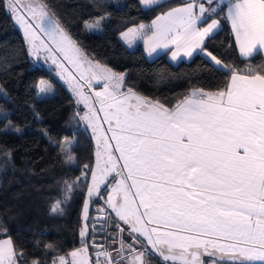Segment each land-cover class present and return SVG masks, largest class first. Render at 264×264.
<instances>
[{
    "label": "snow or ice",
    "instance_id": "6c2138e0",
    "mask_svg": "<svg viewBox=\"0 0 264 264\" xmlns=\"http://www.w3.org/2000/svg\"><path fill=\"white\" fill-rule=\"evenodd\" d=\"M159 2L140 0L145 8ZM0 6L23 29L28 54L40 59L47 53L57 75L69 83L77 104L86 109L77 115L96 144L95 166L86 164L82 172L87 177L90 171L92 177L82 212V246L54 256L51 264H91L89 232L95 240L98 231L112 226V243L120 245L116 257L94 242L96 264H264V65L241 69L207 48L226 20L241 57L264 53V0H190L156 16L150 25L120 33L129 48L143 41L149 56L169 49L175 61L202 53L226 75L224 88H193L172 107L132 88L125 91L124 74L89 58L45 0H0ZM103 19L86 22V27L98 28ZM56 53L69 61L71 70ZM94 82L102 88L96 90ZM36 87L41 95L52 91L43 79ZM70 143L62 141L61 151ZM74 160L67 155V162ZM112 173L115 187L107 208L97 210L89 229V202ZM72 188L66 185L64 199L52 205L53 214L63 212ZM45 248L54 251L51 245ZM0 264L29 262L11 239H3Z\"/></svg>",
    "mask_w": 264,
    "mask_h": 264
},
{
    "label": "trees",
    "instance_id": "16d2710c",
    "mask_svg": "<svg viewBox=\"0 0 264 264\" xmlns=\"http://www.w3.org/2000/svg\"><path fill=\"white\" fill-rule=\"evenodd\" d=\"M186 1L163 0L142 8L138 0H45L89 58L122 72L127 88L167 107L193 88H224L226 75L214 70L200 54L175 64L164 53L148 59L141 43L127 49L118 34ZM97 7L111 12L102 16L99 30H94L86 22L92 23ZM207 48L241 69L248 64L264 65L261 53L250 59L238 55L226 20ZM40 79L51 84L52 93L37 99ZM80 110L50 68L31 64L20 31L0 6V238L11 239L29 264L33 259L49 264L54 256L82 245L81 208L90 171L87 177L82 172L84 165L93 164V142L77 115ZM62 135L73 139L70 152L75 160L70 165L55 144V138ZM66 185L73 186L71 198L63 204L62 213L53 214L52 205L64 199ZM97 207L105 206L99 198H92L89 217ZM88 252L91 264H96L89 248Z\"/></svg>",
    "mask_w": 264,
    "mask_h": 264
},
{
    "label": "rangeland",
    "instance_id": "374dc122",
    "mask_svg": "<svg viewBox=\"0 0 264 264\" xmlns=\"http://www.w3.org/2000/svg\"><path fill=\"white\" fill-rule=\"evenodd\" d=\"M21 11L23 12L24 9H21ZM9 14L11 15V13H9ZM11 18H12V16H11ZM12 21H13L14 25L17 27V29L20 31V33H21V36H22L23 41H24V44H25V48H26V52H27V56H28L29 60L31 61V64H32V65H37V66H39V65H44V66H47L48 68H50V69L52 70L54 76L56 77V79H57L59 82H61V84L66 88V90H67V91L69 92V94L71 95L73 101L77 104V98L75 97L73 91L71 90V87H70L69 83H67L66 80L61 79V77H60L59 75H57V71H58V69H57L56 65H54V64L51 62L50 59H47V55H48V54H47V53H42V57H43V58H40V59H35L34 57L30 56V55L28 54V45H27L26 42H25V36H24V31H23V29H22V28L20 27V25L17 24L13 19H12ZM41 35H42V34H41ZM56 55L60 58L61 62H62L66 67H68L70 70L72 69L73 66L69 63L68 60H65V59L63 58V55H62V54H60V53H56ZM95 61H96V60H95ZM99 63H100V62H99ZM101 64H102V63H101ZM103 65H104V64H103ZM114 72H115V71H114ZM116 73H122V72H116ZM40 80H41V79H40ZM40 80H38V82H39ZM43 80H44V79H43ZM77 80H79V77H78V76H77ZM38 82H37V84H38ZM74 83H75V82H73V84H74ZM80 83H83V81H80ZM102 86H103L102 84H95V82H94V87L96 88V90H100V88H102ZM127 89H128V88L124 85V90L127 91ZM38 91H39V90H38V88H37V94H36L37 99H41V98L47 97V96H49V95L52 93V91H51L50 93H48V94H46V95H41V94H38ZM89 94H91V93L89 92ZM93 99H95V97H93ZM77 105L81 108V110H80V115H83V113L86 111V109L84 108V105H83V104H77ZM98 108H99V105H97V109H98ZM100 119L103 120V114H102V113L100 114ZM81 122H82L83 127H85V129L87 130V132H88V134L90 135V137H91V139H92V142H93V164H92V166H95V159H96V157H95L96 144H95V142H94V140H93V138H92L93 134H92L91 129L88 128L87 124H86L85 122H83V121H81ZM103 127H104L105 129H107L108 125H107V124H104ZM110 135H111V134L109 133V136H110ZM65 139L71 141V143L65 146L66 152H62V151H61L60 144H61V142L64 141ZM72 143H73V139H72V137H67V136L62 135V136H58V137L55 138V144L58 145V147L60 148L61 153L64 154V156H65V158H66V162H67V155H71L70 148H71V146H72ZM114 147H115V144H114V142H113V148H114ZM115 155L118 157V156H119V153H115ZM71 156H72V155H71ZM67 164L70 165V164H73V163H69V162H67ZM121 164H122V162H121ZM113 177H115V173L110 174V176H109L108 181L106 182V184H104V185L101 186L100 194H99L98 196H95V195H94V196L92 197V198H99V200H100L101 203L105 206V208H107L106 201H107V199H108V193H109V191H112L113 188L115 187V179H113ZM116 178H119V177H116ZM91 179H92V177H91V172H90V174H89V179H88V184L91 182ZM130 183H131V181H129V184H130ZM87 192H88V185H87V188H86V191H85V194H84V199H83L82 208H81V225H80V228H79V233H80V229H81V227L83 226V223H84V222L82 221V212H83V208H84V202H85V200H86V198H87ZM89 208H90V202H89L88 211H89ZM109 211H110V209H109ZM125 227H126V226H125ZM79 238H80V240H81L80 235H79ZM81 246H82V245L78 246L77 248H80ZM77 248H75V249H77ZM73 250H74V249H73ZM73 250H71V251H73ZM71 251H70V252H71ZM70 252H68V253H70ZM68 253H67V254H68ZM67 254H64L63 256H67ZM88 256L90 257L89 252H88ZM52 259H53V258H52ZM52 259L50 260L49 264H51ZM68 259L70 260L71 257L69 256Z\"/></svg>",
    "mask_w": 264,
    "mask_h": 264
},
{
    "label": "flooded vegetation",
    "instance_id": "af4514ba",
    "mask_svg": "<svg viewBox=\"0 0 264 264\" xmlns=\"http://www.w3.org/2000/svg\"><path fill=\"white\" fill-rule=\"evenodd\" d=\"M99 208H101V207L95 208L94 212L90 216V223L88 224L89 225V229H91L92 222L98 215L97 210ZM97 228H99V225H97ZM114 234H115L114 226L108 227L107 231H103V232L98 231L95 234V240H93V234L91 233V231L89 232V235L87 237V243H88V248L90 249V251L92 253V257H94L97 260V257H96L97 249L95 248V250H93V248H94L93 247V243L94 242L96 244L103 245L108 251L112 252V255H113L114 258L116 257V252L114 251V249L119 248L120 245H119V243H115V244L112 243V239H113V235ZM124 238H125L126 242H129V243L131 242L130 238L125 236V233H124ZM117 239H118V237H117ZM100 259L103 260L104 258L101 257Z\"/></svg>",
    "mask_w": 264,
    "mask_h": 264
},
{
    "label": "crops",
    "instance_id": "0c3cea01",
    "mask_svg": "<svg viewBox=\"0 0 264 264\" xmlns=\"http://www.w3.org/2000/svg\"><path fill=\"white\" fill-rule=\"evenodd\" d=\"M160 1H163V0H160ZM188 2H190V0H187V1L184 2L183 4L188 3ZM138 3H139V5H140V7L145 8L143 5L140 4V0H138ZM183 4L178 5V6H176V7H180V6H182ZM173 8H174V7H173ZM170 9H171V8H170ZM168 10H169V9H168ZM168 10H166V11H168ZM166 11H165V12H166ZM110 12H111L110 9H103V8H101V7H97V8L95 9L94 20L92 21V23L95 22L97 19H99V18L102 17V16L109 15ZM159 15H160V14H159ZM157 16H158V15H157ZM155 18H156V16H155L154 18H152L149 22H147V23H140V24L150 25L151 22H152ZM89 23H90V22H89ZM140 24L133 25V26H138V25H140ZM133 26H130V27H133ZM229 27H230V24H229ZM128 28H129V27H128ZM92 29H94V30H99V27H98V28H92ZM126 30H127V28H126L125 30H123V31H126ZM230 30H231V27H230ZM123 31H121V32H123ZM121 32H120V33H121ZM120 33L118 34V37H119L120 41L122 42V44H123L127 49H132L137 43H141V45H142V47H143L144 55H145L146 58H148V59H153L154 57H156L157 55L162 54V53H164V54L166 55L167 60H168L170 63H172V64H175V63L179 62L180 60H188V59L190 58V57H183V56H181V57L178 58L177 60L173 61V60L171 59V51H170L169 49H161V50H158V51H157L156 53H154L152 56H149V55L145 52V50H144V44H143V41H137L136 44H135L132 48H129L126 44H124V42H123L122 39L120 38ZM233 39H234V37H233ZM234 43H235V40H234ZM236 50H237V49H236ZM237 53H238V55L240 56L238 50H237ZM194 54H200L203 58H205V57L203 56L202 53H194ZM194 54H193V55H194ZM261 55H262V57H263V59H264V53H261ZM240 57H241V56H240ZM205 59H206V58H205ZM206 60H207V59H206ZM191 90H192V89H191ZM191 90L188 92V94L191 92ZM188 94H187V95H188ZM175 104H176V103H175ZM3 239H8V238H0V240H3Z\"/></svg>",
    "mask_w": 264,
    "mask_h": 264
},
{
    "label": "water",
    "instance_id": "95a60500",
    "mask_svg": "<svg viewBox=\"0 0 264 264\" xmlns=\"http://www.w3.org/2000/svg\"><path fill=\"white\" fill-rule=\"evenodd\" d=\"M93 250H95V248H93Z\"/></svg>",
    "mask_w": 264,
    "mask_h": 264
}]
</instances>
